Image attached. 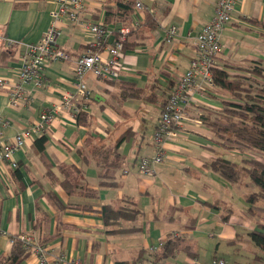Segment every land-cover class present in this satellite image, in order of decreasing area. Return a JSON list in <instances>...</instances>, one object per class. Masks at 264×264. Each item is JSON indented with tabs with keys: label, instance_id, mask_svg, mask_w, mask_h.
<instances>
[{
	"label": "crops",
	"instance_id": "crops-1",
	"mask_svg": "<svg viewBox=\"0 0 264 264\" xmlns=\"http://www.w3.org/2000/svg\"><path fill=\"white\" fill-rule=\"evenodd\" d=\"M115 1L85 0L83 18L104 21L114 32L121 27L131 28L137 21L139 27L149 13L156 29L146 31L147 38L125 51L120 69L113 77L98 79L88 73L86 83L92 97L84 110L90 115L87 125L77 122L72 115L73 107L63 106L61 110L57 107L69 95L74 96V102L73 67L77 57L92 48L94 35L68 20L60 21L57 42L72 53V59L48 62L42 72V84H25L29 100L14 108L9 105V93L18 83L24 49L10 45L7 39L41 40L54 13L60 9V0H0V27H5L0 77L6 78L8 83L7 87L0 85V116L8 121L3 127L0 145L33 125L43 110L57 111L44 151L52 172L47 173L48 168L35 143L40 135L16 152L17 167L8 162L0 164V223L4 230L0 233V257L11 252L14 237L25 233L33 237L35 243L47 246L51 257L64 256L67 261L76 259L81 264H118L151 256L154 251L150 247L156 246L157 251L162 246L160 243L172 234L187 237L193 255L181 250L161 259V264H201L198 248L201 235L220 241H245L246 249L253 255L252 263L263 264L262 251L249 235L252 230L260 229L259 220L247 213L250 204L244 197L254 184L248 179L245 180L248 187L231 184L208 166V162L218 156L240 161L254 155L250 150L232 154L231 147L221 142L204 120L208 112L219 111L223 101L232 99L227 91L216 86L209 95L196 96L187 118L178 127L177 136L164 143L166 157L156 167L155 174H143L138 168L142 157L156 154L153 134L163 103L188 69L196 52L197 35L212 19L218 0H142L147 9L135 8L128 24L106 22L107 7L115 6ZM262 21L264 0L239 1L231 21L221 33L222 68L231 69L230 65L248 60L264 62ZM171 25L177 26L178 33L167 43L166 30ZM99 52L105 60L112 56L107 45ZM121 81L141 86L144 97L120 101L115 96ZM147 100L158 102L156 118H150ZM129 129L133 131L130 138L119 148L124 163L115 174L118 185H99L98 166L94 160L85 164L78 149L85 147L89 134L93 135L94 143L101 141L111 145ZM68 166L83 169V180L98 190V196L68 194L60 184L65 174L62 168ZM49 192H54L65 205H89L92 210L76 207L58 210ZM105 203L137 206L142 215L136 220H124L122 224L136 226L138 230L109 233L107 230L111 228L106 226L99 212ZM227 212L230 216L225 220ZM22 264H39V261L32 253ZM236 264L242 262L237 260Z\"/></svg>",
	"mask_w": 264,
	"mask_h": 264
},
{
	"label": "trees",
	"instance_id": "trees-1",
	"mask_svg": "<svg viewBox=\"0 0 264 264\" xmlns=\"http://www.w3.org/2000/svg\"><path fill=\"white\" fill-rule=\"evenodd\" d=\"M115 6L107 7L106 22H122L128 24L135 9L134 0H116ZM264 26V21L260 22ZM146 28V29H145ZM156 24L151 14H146V20L138 28L131 29L123 40L124 53L128 48L140 44V40L147 38L146 31L153 32ZM118 36V34H117ZM102 49V48H101ZM231 69H214V82L221 89L231 94V100L223 101V107L215 113L208 112L204 117L206 124L214 135L221 142L237 144L244 149L254 152V155L243 157L240 161H234L224 156H218L208 162V166L231 184L246 185L245 180L254 184L252 190H248L244 197L250 204L247 213L259 220V230H252L249 235L252 241L264 251V62L261 60H248L245 63L233 64ZM119 92L116 94L120 101L128 97H144V89L132 82H119ZM169 97V96H168ZM164 101L163 105L166 103ZM89 114L80 111L77 116L79 124H89ZM133 131L130 129L120 135L114 143H94V137L89 134L85 147L78 149L85 164L95 161L99 169V185H118L116 171L123 166L124 159L119 148L121 144L130 138ZM48 137L40 135L35 143L48 168L47 173L52 172L50 163L44 155L45 145ZM64 179L60 184L68 194H79L95 197L98 190L89 186L83 179L85 171L77 166L62 168ZM16 173V172H14ZM20 176V174H19ZM49 197L58 210H65L68 207H76L92 210L91 206L68 204L65 205L53 192H49ZM99 212L102 214L106 226L110 227L109 233H128L137 231L136 226L127 227L122 224L124 220H136L142 211L135 205L124 204L114 206L105 203ZM223 217L227 220L230 213ZM11 252L0 257V264H22L33 252L32 248L19 238L14 237ZM190 243L187 237L169 234L164 244L149 257L156 261L174 256L181 250L190 251ZM258 256V255H257ZM145 259L140 256L134 261ZM130 262V261H129ZM122 261L118 264H129Z\"/></svg>",
	"mask_w": 264,
	"mask_h": 264
},
{
	"label": "built area",
	"instance_id": "built-area-1",
	"mask_svg": "<svg viewBox=\"0 0 264 264\" xmlns=\"http://www.w3.org/2000/svg\"><path fill=\"white\" fill-rule=\"evenodd\" d=\"M137 10H145L147 7L142 0H134ZM240 0H218L215 6L212 19L207 22L197 35L196 52L192 57L188 69L179 79L175 89L167 98L166 103L162 106L159 120L153 134V142L156 147V154L149 157L144 156L138 163L139 171L146 175H154L156 167L166 157L164 143L173 139L178 134V127L182 124L194 103L196 96H204L212 93V89L217 85L214 82L213 70L223 67L219 55L223 50L221 42V33L227 27L232 19V14ZM85 0H60V9L54 13V17L43 35L42 39L37 42H25L23 40H9V44L15 47H22V62L17 74L18 83H16L9 93V105L18 108L24 101L29 100L25 84L34 83L42 84L43 69L51 61L71 60L73 55L67 49L62 48L57 40L61 33L59 26L60 21L68 20L80 25L90 31L95 40L92 48L82 55L78 56L74 70V85L76 87V98L73 102V95L64 98L63 103L57 108L61 110L63 106L73 107L72 115L77 116L80 111L86 110L87 102L92 97V90L86 83V76L92 73L98 79L111 78L117 74L121 65V57L124 55L123 40L131 29L139 25L135 22L131 27H121L114 32L104 21H91L83 18L85 11ZM114 34L112 41L110 37ZM178 28L171 25L166 30L165 41L171 43L177 36ZM118 34V36H117ZM5 39V27H0V51ZM107 45L110 53V59H103L99 50ZM0 85L7 87L6 78L0 77ZM81 103V104H78ZM57 109V110H58ZM55 110H43L39 119L31 126L21 130L16 134L13 140L3 141L0 145V164L8 162L12 167H17L18 163L15 158L17 151H20L27 145L28 141L36 135H48L50 125L56 118ZM8 123L0 116V137L3 136V127ZM231 151L243 153L245 150L237 144H231ZM127 172V170L125 171ZM4 232L0 223V233ZM19 238L33 249V254L38 258L39 264H81L80 260L67 261L64 256L51 257L48 247L42 243H35L33 237L21 233ZM161 242L160 245H163ZM161 247V246H160ZM156 246L150 247L155 251ZM262 263L264 264V251L261 253ZM129 264H161L153 257L137 261H130ZM213 264H225V259H214Z\"/></svg>",
	"mask_w": 264,
	"mask_h": 264
},
{
	"label": "rangeland",
	"instance_id": "rangeland-1",
	"mask_svg": "<svg viewBox=\"0 0 264 264\" xmlns=\"http://www.w3.org/2000/svg\"><path fill=\"white\" fill-rule=\"evenodd\" d=\"M229 93V92H228ZM231 96V94L229 93ZM149 105L150 118H156L159 110L158 102L147 100L145 101ZM228 146H231V143H227ZM245 152V151H244ZM232 154H237L232 151ZM239 154V153H238ZM243 154V153H241ZM251 223V220L249 219ZM248 222V223H249ZM204 232V230L202 229ZM198 248L200 252V263L201 264H213L214 259L224 258L226 259V264H236V261L239 260L242 264H253V255L249 252V248L246 249L245 241L239 240L236 242L219 240L218 238H210L201 235L198 238ZM219 242V246H217ZM217 246V248H216Z\"/></svg>",
	"mask_w": 264,
	"mask_h": 264
}]
</instances>
